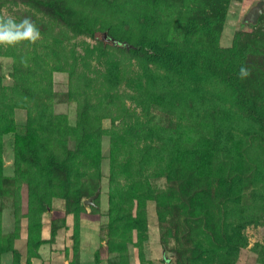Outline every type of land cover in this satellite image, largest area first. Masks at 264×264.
Instances as JSON below:
<instances>
[{
	"label": "rangeland",
	"instance_id": "rangeland-1",
	"mask_svg": "<svg viewBox=\"0 0 264 264\" xmlns=\"http://www.w3.org/2000/svg\"><path fill=\"white\" fill-rule=\"evenodd\" d=\"M106 1L111 3V8L105 6L108 5ZM186 1L184 7L189 8L195 0ZM135 2L136 0H85L86 7L83 9L77 4L74 19L92 17L96 21L97 39H94L87 35H77L51 13L28 0H0V16L11 17L17 22L26 17L30 18L41 32V39L36 44L25 41L13 46L15 51L26 56V62L20 64L19 69L15 68L12 52L9 55H0V98L3 97L2 89L7 91L5 88L10 89L12 86H17L18 92L22 94L23 78L26 77L28 67L35 63L33 59H38L36 55L44 53L51 60L62 62L64 67L70 66L71 69L74 65L76 69H73L78 71L71 78L69 71L51 70L56 93L54 114L66 116L70 125L76 123L81 104L90 102L100 110L103 127L112 128V116L118 115L119 108L123 109V105H126L130 110H135L142 121L151 122L155 127L154 136L161 134L167 140L168 157L178 155L177 147L182 152L187 151L186 155H192L198 165V177L205 181L203 188L207 187L206 183L212 187L203 193L216 190L221 178L222 163L229 171L234 167V162L237 163L236 175L249 179L245 182L250 188L249 192L257 189V185L262 182H259L260 179H253L252 168L254 161L264 159V139L258 132L261 128L248 117L236 96L227 97L222 89L202 91L192 80H185L186 78L178 75L150 81L156 92L152 91L148 87V77L152 69H157L156 66L144 58L138 60L133 53L123 49L131 47L136 40L142 38L145 30L153 29L148 30L149 35H155V31L163 33L162 42L166 46L170 45L185 52L195 47L198 31H202L200 24L196 23L201 22L207 15L189 12L194 6L192 9L179 6V11L165 12L160 19V26L157 19L156 23L151 21L150 28H147L150 16H144L142 5L135 6ZM202 5L206 13H211L208 4ZM193 24H196V30L190 33L188 27ZM262 29L264 30V0H232L219 37V46L233 47L235 41L244 39L245 34L253 36L256 32H262ZM113 30L116 34L112 33ZM126 31H132L130 40L127 39ZM251 38L253 41V37ZM100 44H105L108 49H96ZM46 59L42 57L39 62ZM258 60L261 62L263 58ZM111 61L119 65L118 72L112 70ZM197 61L198 64L201 63L200 59ZM20 62L21 58L18 59V63ZM49 63L50 69L52 62ZM159 72L162 74L164 70L159 69ZM17 74L19 80L15 76ZM252 75L251 73L240 82L255 85L257 96L264 101V68L257 67L254 70L257 79ZM161 91H165L162 97L159 96ZM16 97L20 104H16L13 114L17 132L23 133L33 112L29 107H33L25 104V97ZM240 138L244 142L241 143ZM13 141L14 133L4 135L3 166L4 173L9 176L15 173ZM238 146H242V149L239 150ZM110 149L111 138L106 135L101 141L98 187L95 190L96 193L100 189V193L93 204H85L90 196L84 195L82 203L78 204L71 200V196L53 194L45 204V209L40 212L30 211V214L27 213L28 217H23L28 210L26 187H23V199L18 201L13 194L0 196V238L4 236L8 239V242L1 240L0 245L11 244L14 249L1 255L0 264H112L117 260L125 264H174L177 258L175 242L162 235L157 202L151 198H147L145 202L148 226L141 238L137 230L128 234L129 238L126 240L113 238L109 234ZM188 156L184 158L191 163ZM243 168H246V174L241 175ZM166 181L162 176L154 180V183L164 188ZM53 190L59 191L57 188ZM218 192L219 190L215 192V202L207 199V205L215 204L216 208L223 203L219 200ZM249 199V206L258 208L255 211L260 209L258 213L262 218L243 228L248 245L241 247L235 264H259L258 259L264 257V250L261 255L256 248L257 243L264 246V207H255L256 204ZM232 219H236V215ZM31 230L40 239L37 249L30 243ZM11 234L14 236L7 237ZM16 249L20 256L14 252ZM170 259L173 262H169Z\"/></svg>",
	"mask_w": 264,
	"mask_h": 264
},
{
	"label": "trees",
	"instance_id": "trees-1",
	"mask_svg": "<svg viewBox=\"0 0 264 264\" xmlns=\"http://www.w3.org/2000/svg\"><path fill=\"white\" fill-rule=\"evenodd\" d=\"M28 1L51 13L77 35H87L97 39L96 21L92 17L82 20L73 17L77 13V4L82 6L79 7L80 9L86 7L85 0ZM199 1H192L194 2L192 6L195 8L189 12L205 14L207 17L196 23L200 24L199 28L202 31H198L195 47L184 52L170 45L166 46L162 42L163 33L155 31V35H149L148 30L153 29H148L131 47L123 49L133 53L138 60L144 58L156 66L157 69H152L148 77V87L152 91L155 90L150 81L178 75L186 78L185 80H192L202 91L222 89L227 97L236 96V100L241 102L248 117L261 128L258 132L264 139V101L257 96L255 85L241 83L242 79L239 77L241 66L252 70V77L256 79L254 70L257 67L264 68V30L254 33L253 36L245 34L244 39L235 41L233 47L222 48L219 46V37L232 0H202L201 4ZM186 2V0H136L135 6L142 5L141 9L145 12L143 15L150 16L147 25V28H150L151 21L156 23L157 19L158 26L161 25L160 19L166 11H179V6L192 9V6L184 7ZM105 3L108 4L105 6L112 7L108 1ZM202 4H208L211 13H206ZM82 13L85 14L84 11ZM196 24L189 25L188 32H195ZM112 33L116 34V31L113 30ZM126 34L127 39L130 40L132 31H126ZM107 47L105 44H100L96 49L104 51L108 49ZM11 52L15 59V68L19 69L20 64L26 62L25 54L15 51L13 46L0 45V55H9ZM33 52L34 50L31 54ZM197 56L200 64L196 60ZM35 57L38 59H33L35 63L28 67L26 77H22L24 79L22 91L20 90L22 94L18 92L17 86L5 88L7 91L2 89L0 196L13 194L18 201L23 199V187H26L28 210L26 209V215L23 217L27 216V213L30 214V211L40 212L45 209V204L53 194L71 196V200L81 204L83 196L93 195L98 187L101 141L109 135L111 138L109 234L113 238L126 240L129 238L128 234L137 230L141 238V234H144L148 226L145 218V202L147 198H151L157 202L162 235L167 240L172 239L175 242L177 258L174 264H235L241 247L248 245L243 228L262 218L258 213L260 209L255 211L258 208L249 206L248 199L253 196L249 200L256 204L255 207L259 205L264 207V159H253L256 162L254 161L255 165L252 168V177L255 181L260 179L259 182H262L257 185V189L249 192L250 188L245 184L249 179L236 175L237 163L234 162V167L229 171L222 163L221 178L216 190L203 193L207 188L212 187L211 184L206 183L207 187L203 188L205 181L198 177V165L192 155H186L187 151L182 152V149L177 147L178 155L168 157L167 140L161 134L154 136L155 127L151 122L142 121L136 111L130 110L126 105L122 104L123 109L120 107L118 115L112 116L113 127L109 129L103 127L100 110L90 102L81 104L74 125L69 124L66 116H56L53 111L56 93L51 70L69 71L71 78L78 71L75 70L74 65L69 69L70 66L64 67L62 62L51 60L44 53ZM42 57L48 60L39 62ZM19 58L22 60L20 63H18ZM73 58L75 59L76 56ZM258 58L263 60L259 62ZM47 61L52 62L50 69V63ZM66 62L68 64V61ZM110 63L112 70L118 72L119 65L113 61ZM159 69H163L164 72L160 74ZM140 89L141 87L138 88ZM164 92H158L159 96L162 97ZM16 96L25 97V104L33 107H29L33 112L23 133L17 132V123L13 114L16 104H20ZM106 109L110 108L106 107ZM118 120L119 123H116ZM9 133H14L13 176L6 175L3 166V137ZM240 140L241 143L244 142L241 138ZM238 149L241 150L242 146H238ZM249 155L253 157L252 154ZM187 156L191 163L184 158ZM240 160L245 161V159ZM240 174H246V168H243ZM162 176L167 180L164 188L154 183V180ZM56 188L59 189L58 192L53 190ZM218 190L220 197L218 199L223 203L218 204L216 208L215 204L207 205V199L209 202H215L217 199L215 192ZM1 208L0 203V212ZM235 215L236 219H232ZM0 233H2L1 216ZM13 236L11 234L7 237ZM1 240L8 242L4 236L0 238ZM39 240L31 230L30 243L36 249ZM165 243L169 244L168 241ZM256 248L262 255L264 246L257 243ZM10 249L14 250L11 244L0 245V257ZM16 250L14 252L20 256L19 251ZM258 260L259 264H264V257ZM169 262L173 260L170 259ZM112 264L125 263L117 260Z\"/></svg>",
	"mask_w": 264,
	"mask_h": 264
},
{
	"label": "clouds",
	"instance_id": "clouds-1",
	"mask_svg": "<svg viewBox=\"0 0 264 264\" xmlns=\"http://www.w3.org/2000/svg\"><path fill=\"white\" fill-rule=\"evenodd\" d=\"M41 39L39 28L30 18H24L17 22L11 17L0 16V45L15 46L22 42L36 44ZM251 71L246 66L239 70L240 79H246Z\"/></svg>",
	"mask_w": 264,
	"mask_h": 264
},
{
	"label": "water",
	"instance_id": "water-1",
	"mask_svg": "<svg viewBox=\"0 0 264 264\" xmlns=\"http://www.w3.org/2000/svg\"><path fill=\"white\" fill-rule=\"evenodd\" d=\"M116 43H117V41H116ZM99 193H100V189H98L94 195H92L89 198H87L85 200V204H93L94 203V199L99 195Z\"/></svg>",
	"mask_w": 264,
	"mask_h": 264
}]
</instances>
